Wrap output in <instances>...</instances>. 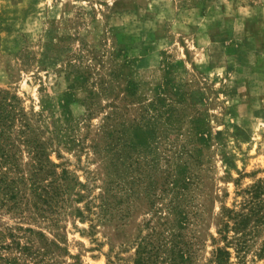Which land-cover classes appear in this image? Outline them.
<instances>
[{
	"label": "rangeland",
	"instance_id": "1",
	"mask_svg": "<svg viewBox=\"0 0 264 264\" xmlns=\"http://www.w3.org/2000/svg\"><path fill=\"white\" fill-rule=\"evenodd\" d=\"M0 101L12 108L9 122L0 110V153L12 155L17 172L31 170L27 138H40L56 171L76 180L50 225L27 207L26 178L17 205L0 204V242L30 227L65 246L47 256L59 264H144L143 240L165 221L160 264H170L175 239V264H215L222 207L264 177V0H0ZM131 123L138 151L123 156L128 170L119 164L116 175L123 146L110 149L111 132ZM175 139L193 169L186 228L173 225L162 190L181 162ZM88 199L95 210L102 199L120 200L122 219L87 216ZM236 235L229 230L223 264H264V230L240 250ZM8 248L0 252L17 255Z\"/></svg>",
	"mask_w": 264,
	"mask_h": 264
},
{
	"label": "trees",
	"instance_id": "2",
	"mask_svg": "<svg viewBox=\"0 0 264 264\" xmlns=\"http://www.w3.org/2000/svg\"><path fill=\"white\" fill-rule=\"evenodd\" d=\"M10 106V107H9ZM9 107V109L7 108ZM11 105L9 103L4 104L0 101V110L4 112L3 118L9 122ZM29 125V122H25ZM135 123H131L127 127L120 128L115 126L111 132V147L110 149L117 150L119 144L123 147L116 153L114 158L113 173L120 175L123 169L120 165H123L126 170L128 168L124 166L126 164L123 160V156L126 155L131 160L133 153L137 152V146L139 143V133L136 130ZM177 129V127L175 128ZM48 140H42L40 138H27L28 150L31 153L30 156V171L26 175L25 172H17L16 165L14 164L12 155L6 150L0 153V204L2 201H11L12 207L17 205L21 197L26 193L25 179H29V192L31 193L30 199H26L27 207L30 206L33 210V215L42 220L49 221L50 225H54L57 220L56 214L65 206V202L69 196L71 189V183H76L74 178L67 175V170L62 168L57 172L55 169L56 163L50 159L49 153L46 148ZM175 150L174 158L181 159L180 163L169 170L170 180L168 186L162 188L163 192L170 193L167 206L168 212L174 214V224L177 227H189L193 224L191 215L194 213L193 205L191 204L192 193L195 190V186H192L193 180L189 177V174L193 173V169L189 166V162L186 156H191L189 149L185 143H177V139L174 141ZM183 164L187 167L188 173L180 171L179 167ZM168 175V174H166ZM158 177H162L160 174ZM191 179V180H190ZM241 194V199L235 201L232 207L223 206L220 217V227L218 230L219 238L225 241L224 246L215 244L211 261L215 264H223L228 261L230 257V250L228 246L232 244V240L228 239V232L232 230L237 234L233 238V242L237 249H244L247 247V236L255 234L260 230H264V177L258 178L250 186L237 191ZM79 195L78 192H75ZM113 197H116L113 194ZM169 195V194H168ZM192 195V196H191ZM81 197V196H78ZM78 197L76 199H78ZM91 199H88L85 203L87 216H91L90 213H96L99 219L102 221H109L113 218L122 219L120 211L122 210L121 201H112L102 199L97 204L98 209H92ZM157 209V208H156ZM158 210V209H157ZM77 213L83 216L81 210L76 208ZM168 222L160 221L159 226L161 229H155L152 227V232L148 235L150 238L143 240V246L140 251L139 258L144 264H160V253L166 252V241L162 233L164 227H169ZM179 224H182L179 225ZM93 225L90 224L92 229ZM171 227V226H170ZM27 230V231H26ZM13 235V240L9 242H0L1 247L12 249L17 253L14 257L5 256L0 252V264H59L56 260H48V255L51 248L63 249L65 246H61L59 239L55 236L49 238L43 231H37L32 228H25L27 234H24L20 239L16 238L15 232L9 230ZM1 232V231H0ZM90 232H92L90 230ZM9 232L7 234L10 235ZM14 233V234H13ZM6 234L2 232L0 239ZM62 239V238H61ZM216 238L213 237V243ZM169 250L170 264H175L178 257L181 255V247L177 239L172 240ZM169 243V244H170ZM261 249H264V238ZM183 253V252H182ZM162 261V260H161ZM109 264L113 261L108 258ZM76 264H81L78 260Z\"/></svg>",
	"mask_w": 264,
	"mask_h": 264
}]
</instances>
